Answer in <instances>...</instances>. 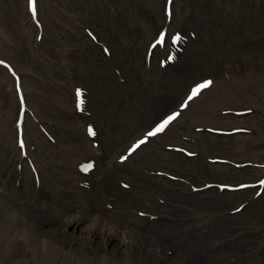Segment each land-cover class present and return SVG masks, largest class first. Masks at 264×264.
I'll return each instance as SVG.
<instances>
[{"label":"bare ground","instance_id":"bare-ground-1","mask_svg":"<svg viewBox=\"0 0 264 264\" xmlns=\"http://www.w3.org/2000/svg\"><path fill=\"white\" fill-rule=\"evenodd\" d=\"M0 5L2 20L5 10L17 20L0 42V58L15 65L0 63V90L9 95L0 100V264H132L41 237L31 225L48 206L32 198L13 205L26 177L82 236L140 239L170 264H264V73L200 81L212 84L132 150L142 140L135 135L173 110L210 62L257 50L247 42L264 26V0H37L35 19L29 0ZM17 35L39 70L17 59ZM173 49L177 61L157 67ZM85 94L88 108H76ZM121 140L130 141L124 151ZM89 158L97 167L84 175L79 165ZM70 208L77 211L68 216Z\"/></svg>","mask_w":264,"mask_h":264},{"label":"rangeland","instance_id":"rangeland-1","mask_svg":"<svg viewBox=\"0 0 264 264\" xmlns=\"http://www.w3.org/2000/svg\"><path fill=\"white\" fill-rule=\"evenodd\" d=\"M10 17L16 19V11L11 13ZM258 35L259 40L256 42V51H249L246 54L233 52L237 54L230 56L227 61L220 62V60H217L220 64L215 69V74L218 75L224 71H228V75L235 74V76H245L247 72L264 73V28L258 31ZM251 45L255 44L251 43ZM247 56L251 58L247 59ZM19 57L22 62H29L31 59V51L22 48L19 50ZM245 78L243 77V79ZM260 95H263L261 91ZM262 104L264 106V102ZM0 147V149H3L2 145ZM12 183L15 185L14 181ZM26 190L32 193L31 185ZM21 194L13 202V205L16 207L21 206L20 201L23 198L20 197L27 195L25 192ZM35 201L41 205L49 202V199L40 198L35 199ZM52 209L50 208L42 218L35 219L34 224L31 226L41 237L51 238L56 244L64 246L67 250L75 251L79 255H84L87 258H99L102 254H105L116 261H122L127 256H130L132 264H170L162 254L148 251L140 239L134 242L131 241L130 244H125L121 238L111 236V234L106 237L99 233L82 236L76 231V225L74 223L67 225L64 222L61 223L54 217Z\"/></svg>","mask_w":264,"mask_h":264},{"label":"snow or ice","instance_id":"snow-or-ice-1","mask_svg":"<svg viewBox=\"0 0 264 264\" xmlns=\"http://www.w3.org/2000/svg\"><path fill=\"white\" fill-rule=\"evenodd\" d=\"M29 6H30V11L32 13L33 18L35 19L37 16V0H29ZM181 40V37L179 35L173 37V43H176L178 41ZM165 42V35L163 33H161L160 35V39L157 41V43H164ZM171 59V57H170ZM0 63H3L2 61H0ZM212 84L211 80L208 81H204L203 83L197 85L191 92V94L188 97V100L185 101V103L181 106V107H186L188 101L192 100L195 96H197L203 89L208 88L210 85ZM79 94V93H78ZM179 112L177 113H173L172 115L168 116L164 121H162L159 125H157V127L149 132L147 134V136L145 137L144 140L139 141L136 145L133 146L132 150H135L136 148H138L141 144H143L145 142V140L150 137V136H154L159 132H162L173 120H175L177 118V116H179ZM89 133L94 135L95 133L92 131L91 128H89ZM23 141H21V147L23 148ZM89 168L91 167V165L88 166ZM85 171L88 170V168L84 169ZM261 183H264V181H262Z\"/></svg>","mask_w":264,"mask_h":264}]
</instances>
